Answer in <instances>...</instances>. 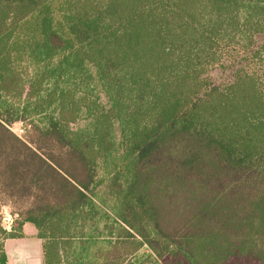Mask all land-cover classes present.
<instances>
[{
  "label": "trees",
  "instance_id": "1",
  "mask_svg": "<svg viewBox=\"0 0 264 264\" xmlns=\"http://www.w3.org/2000/svg\"><path fill=\"white\" fill-rule=\"evenodd\" d=\"M0 204V264H264V0H0Z\"/></svg>",
  "mask_w": 264,
  "mask_h": 264
},
{
  "label": "rangeland",
  "instance_id": "2",
  "mask_svg": "<svg viewBox=\"0 0 264 264\" xmlns=\"http://www.w3.org/2000/svg\"><path fill=\"white\" fill-rule=\"evenodd\" d=\"M219 77L218 73L212 72L210 78L215 81ZM39 119L36 118L34 123ZM29 121L23 122L21 120L16 121L9 125V130L16 137L25 139L26 132L29 130ZM23 131L21 133L20 131ZM107 192V190H106ZM111 204V203H109ZM17 210V207L13 208L9 204H0V217L2 225L5 229L8 230L11 214ZM29 228V227H27ZM6 251L11 259V264H41V243L36 237H27L22 240H12L6 246ZM149 251L143 247L140 251L141 260H145L146 254Z\"/></svg>",
  "mask_w": 264,
  "mask_h": 264
},
{
  "label": "crops",
  "instance_id": "3",
  "mask_svg": "<svg viewBox=\"0 0 264 264\" xmlns=\"http://www.w3.org/2000/svg\"><path fill=\"white\" fill-rule=\"evenodd\" d=\"M27 227H29V228H27ZM22 232H23V237L22 238H20V239H9V240H6L5 242H4V250H5V253H6V257H7V262H6V264H11V260H13V259H11L10 258V256L8 255V253H7V251H6V246H7V244L10 242V241H12V240H22V239H25V238H27V237H36L37 238V236H36V230H35V228L32 226V225H30V224H26V225H24L23 226V229H22ZM38 239V238H37ZM39 240V239H38ZM40 241V240H39ZM40 243H41V241H40ZM41 254H42V244H41ZM41 264H43V261H42V257H41Z\"/></svg>",
  "mask_w": 264,
  "mask_h": 264
},
{
  "label": "built area",
  "instance_id": "4",
  "mask_svg": "<svg viewBox=\"0 0 264 264\" xmlns=\"http://www.w3.org/2000/svg\"><path fill=\"white\" fill-rule=\"evenodd\" d=\"M20 132L23 133L22 130H21ZM10 226H11V219H10V224H9L8 230H10ZM6 230H7V229H6Z\"/></svg>",
  "mask_w": 264,
  "mask_h": 264
}]
</instances>
